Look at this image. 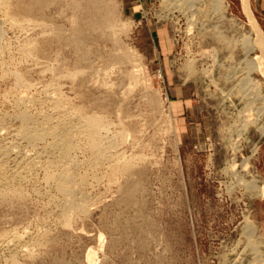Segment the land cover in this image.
Masks as SVG:
<instances>
[{
    "label": "rangeland",
    "instance_id": "obj_1",
    "mask_svg": "<svg viewBox=\"0 0 264 264\" xmlns=\"http://www.w3.org/2000/svg\"><path fill=\"white\" fill-rule=\"evenodd\" d=\"M94 1L0 0V264H89V250L94 264H260L264 196L248 184L264 185V115L240 87L257 37L243 1L105 0L117 37ZM126 48L138 58L117 61ZM23 110L68 127L70 160L19 134Z\"/></svg>",
    "mask_w": 264,
    "mask_h": 264
},
{
    "label": "bare ground",
    "instance_id": "obj_2",
    "mask_svg": "<svg viewBox=\"0 0 264 264\" xmlns=\"http://www.w3.org/2000/svg\"><path fill=\"white\" fill-rule=\"evenodd\" d=\"M223 1L224 0H213L216 9H220L222 7ZM242 1H243L244 9L248 15V18L250 19L252 28H253L254 32L256 33L257 37L254 38L252 36H247L245 39L242 40V47L246 52V67L245 68L247 69V74L244 78L241 79L240 87L242 89L243 94H245L247 96V98L250 99V104H253V102L255 103V101H258V100H261L263 102V106H256V108H255L258 111V115L260 116L261 114L264 115V94L262 91V84L259 80H254V78L251 76V74L257 69H261L263 71V74H264V34L262 32L263 30L261 29L259 24L256 22L255 18L253 17V14H252L251 9L249 7V0H242ZM93 4L95 7V9H93L94 10L93 12L98 13V14H103L102 15L103 16L102 17L103 22L105 23L107 28H110L114 32L113 34L115 35V37H117L116 33L118 30V26H117L116 21L114 19V9H115L114 7H115V5L113 7L111 2H105V0H95L93 2ZM77 42H79L78 44L81 43V41H77ZM255 47H258L261 50V54L254 56V57H251V54L255 51ZM138 56L139 55L137 54V52H135V50L131 49V48H126L124 51L118 50L117 52L114 53L115 59L119 62H122V63L131 61L135 58H138ZM138 66L139 65L135 64V67H138ZM138 70L139 69H133V71H131L129 73V76L134 81H136L138 79V75H139ZM21 99H22V97H21ZM24 101H25V99H24ZM20 102H21V100H20ZM252 108H254V107L252 106ZM17 114H18L17 117H19V120H21V122H22V127L18 131L22 137L26 138L27 140L30 139V141H32V140L38 141V143H39V142L43 141L45 137L51 136L52 141L51 142L45 141L46 145L48 147H51V149L58 150L60 152V158L63 161L70 160V154L72 151H74L75 144H74V136L72 135V133L68 129V127L61 126L62 124L61 125L56 124L57 123L56 120H55L56 123L51 122V120L48 118H46V119L43 118L44 120L39 123V120L34 118L36 116H34V115L32 116L31 115L32 113H29L26 110H23ZM247 116H249V115H247ZM61 120H60V122H62ZM52 123H54L56 125H54ZM63 124H65V123H63ZM93 124L94 125H92V123H89V125H88L89 127H87L86 129L83 128V130L82 129L81 130L84 133H86L87 136L89 137L90 148H92V149L96 150V152H98L102 148V146L100 144L99 137L97 136V132H96V126H98L99 124H96V123H93ZM68 125H70V124H68ZM260 128H262V131L264 133V123L262 124V126ZM79 132H81V131L79 130ZM11 146H13V145H11ZM94 154H96V153H94ZM67 166H66V168H68ZM70 167H72V166H70ZM1 168H3V167H1ZM1 168H0V181L2 180V178L4 176V173L2 172ZM66 168L63 170L62 173L61 172L60 173L58 172V174L56 173L57 175L55 177H56V180L58 181L56 185H58L57 188L59 189L60 192H62L63 194H66L68 196H71L74 194V187L69 185L68 176L70 175V173L68 174V171H67L68 169H66ZM127 168H130V164L127 165ZM70 170H72V169H70ZM67 174H68V176H67ZM16 176L17 175L14 174V178ZM49 176H50V174H49ZM50 177H52V176H50ZM242 183L243 184L246 183V180H242ZM248 189L256 192L258 195L264 196V185L260 186L257 182H252V183L248 184ZM67 208H68V210H75L76 208H78V205H76L75 203H70V205ZM245 228H246L245 234L248 236L249 239H252L255 232H256V226L254 224V221L250 220ZM101 237H102V235H101ZM249 243H251V242H249ZM251 247L254 249V251L256 253L255 254L256 260L260 264H264V257L262 256V254L258 250V244L252 243ZM86 259H87V262L89 264H94L95 260L97 259L96 253L93 250H89Z\"/></svg>",
    "mask_w": 264,
    "mask_h": 264
},
{
    "label": "crops",
    "instance_id": "obj_3",
    "mask_svg": "<svg viewBox=\"0 0 264 264\" xmlns=\"http://www.w3.org/2000/svg\"><path fill=\"white\" fill-rule=\"evenodd\" d=\"M126 5L134 6L135 4L140 6L142 4L141 0H124ZM255 2V11L259 15V19L264 28V0H254Z\"/></svg>",
    "mask_w": 264,
    "mask_h": 264
}]
</instances>
